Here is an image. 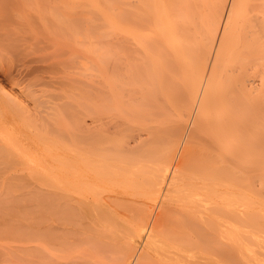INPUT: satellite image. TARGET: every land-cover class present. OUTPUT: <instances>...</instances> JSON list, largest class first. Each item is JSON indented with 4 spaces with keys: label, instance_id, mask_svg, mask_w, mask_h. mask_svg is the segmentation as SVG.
<instances>
[{
    "label": "bare ground",
    "instance_id": "bare-ground-1",
    "mask_svg": "<svg viewBox=\"0 0 264 264\" xmlns=\"http://www.w3.org/2000/svg\"><path fill=\"white\" fill-rule=\"evenodd\" d=\"M102 110L162 119L132 143ZM191 122L189 152L157 133ZM15 162L46 188L8 200L1 231L26 239L0 262L264 264V0H0V163Z\"/></svg>",
    "mask_w": 264,
    "mask_h": 264
},
{
    "label": "rangeland",
    "instance_id": "rangeland-1",
    "mask_svg": "<svg viewBox=\"0 0 264 264\" xmlns=\"http://www.w3.org/2000/svg\"><path fill=\"white\" fill-rule=\"evenodd\" d=\"M103 46H107V44H102V47ZM122 56L123 55L120 54V53L114 54L113 56H111L108 53H105V56L103 57V61H108V60H112V59L115 60V61H117L120 58H122ZM102 70H103V72H98V74H101V73H105L106 72V69L105 68H102ZM109 77H110V75L108 76V78ZM88 114H85V117L90 122L91 116L88 115ZM98 115H99V118L97 119V121H96L97 123L96 124H100L103 127L109 129L110 135H116V136L117 135H120V136H122L124 134L125 137L127 139H129L132 143L144 141L145 138H147L149 135H151L150 132H153V131L152 130H149V127L147 126V123L148 122L153 121L152 123H155L156 124L158 120H161L162 119V116L160 114H156L154 117H151L150 118L151 120L144 119V122H143L144 125L139 126L136 118H130L129 117V118H127L125 120L123 117H113V116H111L112 115V112L110 110L109 111L108 110H105V111L102 110L99 113H97V116ZM176 119L177 118L175 117V118H168V119H165V120H166V123L168 122L169 124H172L173 122L176 121ZM193 126H194V124H193V122H191L186 127L187 128V132H185L184 134H176L174 131L173 132L166 131V125H163L162 126V129L161 130H158L157 133H161V135H163L165 137L164 143L167 144V147L172 152L180 153L179 151H182V148L186 152H189L190 151L189 149L190 148H193V145L195 143L194 141L197 140L196 138H198V135H196L197 133L194 130ZM125 128H128V129L127 130H124ZM198 134L201 135V134H203V132H201V133L198 132ZM139 136H140V138H139ZM200 137H203V136H200ZM135 140H137V141H135ZM196 142L198 143L199 141H196ZM17 163L18 162H15L14 165L0 163V195L2 194L1 197L4 198V200L6 199V204L7 205H8V202H10V201H8L9 199H11V202H13L14 200L15 201L16 200L19 201L20 199L22 200L24 197H25V199L22 202L24 204H26V201H27L28 204H29V200H27L26 196L29 195V197H30V192L38 189L35 184H39V188H41V186H43L42 188H46V185L45 184H43V185L40 184V182L38 181V179H37V177L35 175L34 176L36 178H34L33 175L32 176L30 175L29 170L27 171V168L28 167H26L27 166L26 164H24L23 162H22L23 163L22 164L20 162L21 165H22L21 166L19 163H18L19 165H17ZM4 165L9 167V170L8 171L7 170H4V169H7L6 167H4V169H3V166ZM12 166H14L15 168L16 167H18V168L15 169ZM11 168H13V169H11ZM21 168L23 169V171L25 169V171L24 172H20V171H22ZM15 172L22 173L23 175L26 172L25 174L27 175V173H28V175H30L31 177H28V175H27V177L24 176L25 179H23L24 177L22 178V176L20 174L17 175V177H14V176H16L14 174ZM26 178H28L30 180H27ZM32 178H34L33 181L34 180H37V183H34L32 185H29L28 183H29V181L32 180ZM19 181L21 183L25 181L24 183L27 184V186L28 185L29 186L26 187V185L24 183L21 184ZM26 182H28V183H26ZM17 183H18V186L20 184V188L23 185L22 187L23 188L25 187L24 188L25 190L20 189L17 186ZM8 187H11V188H9V190H8ZM15 187H17V189H15ZM31 188H33V189H31ZM25 191H26L27 194L25 193ZM25 194H26V196H23ZM20 195H22V196H20ZM13 196H16V197H13ZM18 197H19V199H17ZM11 202L9 203V207L10 206L11 207L8 210L11 211L10 213L13 214V215H11V214L9 215V213H7L9 211L6 210V213L8 214V216H10V219L8 218V216L6 215L5 212H4L5 213L4 215L3 214H1L2 216L0 215V219H1L0 220V256H1V254L4 251H6V252H8V251L14 252L15 255L18 254L17 249H16L15 246H18L20 243H23L25 241V239H26V238H19V236L18 235H15V234H11V233H7V232L1 231L2 230L1 228H5L4 226H2L4 223H5V226L8 225L9 222H10L9 224L13 225L14 222L16 223V220L15 219L19 217V216H17V210H16V208L14 209L12 207L13 204H11ZM22 204H20V205L22 206ZM28 204H26V205H28ZM29 207H30V205L28 206V208ZM24 209L26 210V207ZM2 212L3 211H1L0 213H2ZM0 264H6V263L0 262Z\"/></svg>",
    "mask_w": 264,
    "mask_h": 264
}]
</instances>
